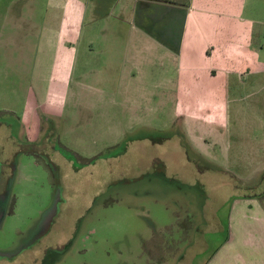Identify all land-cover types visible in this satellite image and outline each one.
I'll return each instance as SVG.
<instances>
[{"label": "rangeland", "instance_id": "374dc122", "mask_svg": "<svg viewBox=\"0 0 264 264\" xmlns=\"http://www.w3.org/2000/svg\"><path fill=\"white\" fill-rule=\"evenodd\" d=\"M10 1L0 255L20 264L51 244L56 264H197L199 241L223 238L211 229L225 230L234 196L264 188V0H248L244 20L220 19L215 36L189 24L198 41L183 54L162 39L174 22L146 0H94L114 3L110 18L90 0L81 21L73 0L65 27L47 0Z\"/></svg>", "mask_w": 264, "mask_h": 264}, {"label": "crops", "instance_id": "0c3cea01", "mask_svg": "<svg viewBox=\"0 0 264 264\" xmlns=\"http://www.w3.org/2000/svg\"><path fill=\"white\" fill-rule=\"evenodd\" d=\"M47 1H49V8H51V10H61V13H64L62 22L60 23L61 26H68L69 21L74 24L73 4L75 2H73V0ZM92 1L95 2V8L106 11L103 14L105 17L110 18L112 16H110V11L114 5L113 2L106 1L104 7H102L100 2ZM123 1L124 0H119L118 2L121 3ZM247 1L248 0H146L145 4L150 8L153 4L159 7L160 12L157 14L163 16L161 18L163 19L162 24L164 20L168 23L169 21L174 22L173 30L176 32L171 34V31L166 32V28H164L162 39L165 38L163 42L166 43L168 47H171L175 53L178 52V54H183L186 51L188 38H190L189 44H192L191 47L195 46L198 41L196 39L198 35H193V32L184 31L188 28L189 24H201L206 28L210 26V34L215 36L217 35L216 27L219 26L220 19L244 20ZM19 2L22 7L25 5L22 0H11L9 6L14 7L20 4ZM83 2L84 0H76V4L78 5L77 12L81 14L79 21L84 18V10L91 5L90 0H85L84 5ZM134 2L135 0H125L126 5L133 4ZM166 10L167 12H165ZM191 11H193V14H191ZM18 17L21 18V15H18ZM149 18L151 17H146L144 23H148L149 25L153 23L151 26H158L160 24L155 22L156 18ZM180 27L181 29L183 28L182 31ZM147 35L151 36L153 40L157 39L155 35L152 36L150 31L147 32ZM48 40H50V38H48ZM229 209V213L226 216L227 224L225 230L223 227L220 228L216 223L215 228L212 227L211 229L212 234H222L223 238L221 240L219 239L215 246L206 240L199 241V247H202L201 254H203V256L197 264H264V188L260 193L250 192L234 196ZM216 230L219 232H216ZM192 247L193 244H189L187 250L192 251ZM193 264L196 263L194 262Z\"/></svg>", "mask_w": 264, "mask_h": 264}, {"label": "flooded vegetation", "instance_id": "af4514ba", "mask_svg": "<svg viewBox=\"0 0 264 264\" xmlns=\"http://www.w3.org/2000/svg\"><path fill=\"white\" fill-rule=\"evenodd\" d=\"M8 199L11 200V196H7L5 193L0 195V208L4 207V204H6L7 206L10 205L8 203L9 202ZM49 234H51V233H48L47 235H49ZM41 241H43V238L41 239ZM35 248H36V246H35ZM49 248L51 249V251H50L51 253L53 252L54 249L58 250V248H54L53 246H51V244H49ZM49 248L47 250L44 249L46 252L43 255L42 254H37V255L35 254L34 258H32V257H29V258L36 260L34 262V264H56L58 258L54 254L48 255ZM34 251H35V249H34ZM41 251H42V249H41ZM28 255L31 256L32 254L30 253ZM19 256L21 257V258H18L20 264H25L26 262L30 261L29 258L24 257L25 255L20 254ZM7 257L8 256H1L0 255V264H15V262L17 261V257L16 258H14V257L13 258H11V257L7 258Z\"/></svg>", "mask_w": 264, "mask_h": 264}]
</instances>
